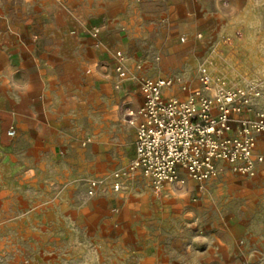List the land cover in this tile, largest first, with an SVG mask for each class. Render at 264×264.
<instances>
[{
    "label": "rangeland",
    "instance_id": "374dc122",
    "mask_svg": "<svg viewBox=\"0 0 264 264\" xmlns=\"http://www.w3.org/2000/svg\"><path fill=\"white\" fill-rule=\"evenodd\" d=\"M114 8L124 22L115 41L104 28ZM70 13L78 21L72 33L99 29V60L114 75L116 54L123 56L131 89L112 83L102 99L69 112L63 141L43 149L54 160L34 163L36 181L0 167V264H264L262 138L254 176L226 167L201 184L156 192L136 171L112 189L113 173L134 156L126 116L134 107L122 98L139 91L142 76L180 77L194 90L207 60L233 85L256 84L264 110V0H0V49L40 46ZM104 118L122 121L126 129L113 131L127 135L97 141Z\"/></svg>",
    "mask_w": 264,
    "mask_h": 264
},
{
    "label": "built area",
    "instance_id": "2783aa9c",
    "mask_svg": "<svg viewBox=\"0 0 264 264\" xmlns=\"http://www.w3.org/2000/svg\"><path fill=\"white\" fill-rule=\"evenodd\" d=\"M98 33V28L91 31L93 37ZM116 57V76L123 80L127 77L123 56ZM209 64L207 60L199 64L200 88L184 99L163 94L176 85L187 91L180 77L140 78L142 102L126 113L128 124L135 128L134 156L126 170L113 173L114 191L136 171L156 192L166 183L184 186L186 178L201 184L219 176L225 166L236 174L254 176L263 161V154L256 153L258 140L264 139V110L256 106L260 90L251 82L229 83L224 75L212 74ZM6 134L14 136V128ZM96 187L97 181H91L88 193Z\"/></svg>",
    "mask_w": 264,
    "mask_h": 264
},
{
    "label": "crops",
    "instance_id": "0c3cea01",
    "mask_svg": "<svg viewBox=\"0 0 264 264\" xmlns=\"http://www.w3.org/2000/svg\"><path fill=\"white\" fill-rule=\"evenodd\" d=\"M117 10L114 8L105 13L104 28L112 32L114 41L115 33L124 23ZM77 25V18L70 13L65 23L56 25L40 46L23 50L8 46L0 49V167L5 175L20 171L19 174L29 181H36L34 163L43 159L54 160L52 154L43 149L49 143L63 141L61 129L71 121L69 112L88 106L92 97L102 99L106 87L113 88L112 83L123 92L131 89L125 79L118 80L116 73L114 75L107 68L106 61L99 60L97 37L71 32ZM190 88L188 84L187 92L191 91ZM133 92L123 97L122 102L128 101L134 107L130 109L134 110L141 104L142 96L138 89ZM112 93L115 100L118 91ZM184 93L186 91L175 86L163 91L166 97L180 98ZM123 124L104 118L95 125L97 141L105 140L111 134L119 139L126 136L127 130L113 131L117 126L126 129ZM10 127L15 130L12 137L6 134ZM188 181L194 182L186 178V184ZM1 182L4 185V179Z\"/></svg>",
    "mask_w": 264,
    "mask_h": 264
}]
</instances>
